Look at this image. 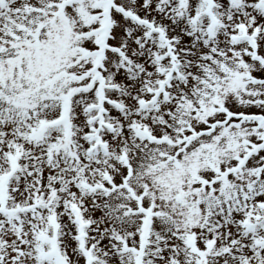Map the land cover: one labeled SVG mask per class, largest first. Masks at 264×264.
Here are the masks:
<instances>
[{
    "label": "snow or ice",
    "instance_id": "obj_1",
    "mask_svg": "<svg viewBox=\"0 0 264 264\" xmlns=\"http://www.w3.org/2000/svg\"><path fill=\"white\" fill-rule=\"evenodd\" d=\"M0 264H264V0H0Z\"/></svg>",
    "mask_w": 264,
    "mask_h": 264
}]
</instances>
